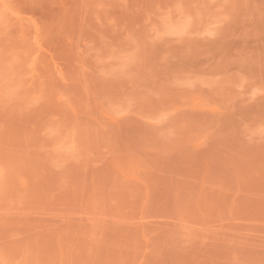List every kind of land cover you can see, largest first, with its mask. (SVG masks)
Here are the masks:
<instances>
[{"label": "rangeland", "instance_id": "374dc122", "mask_svg": "<svg viewBox=\"0 0 264 264\" xmlns=\"http://www.w3.org/2000/svg\"><path fill=\"white\" fill-rule=\"evenodd\" d=\"M0 264H264V0H0Z\"/></svg>", "mask_w": 264, "mask_h": 264}]
</instances>
